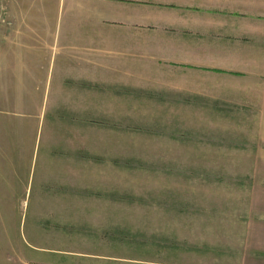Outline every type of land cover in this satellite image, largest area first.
<instances>
[{
    "label": "rangeland",
    "instance_id": "rangeland-1",
    "mask_svg": "<svg viewBox=\"0 0 264 264\" xmlns=\"http://www.w3.org/2000/svg\"><path fill=\"white\" fill-rule=\"evenodd\" d=\"M35 1L18 0L28 26L63 22L58 0L44 14ZM41 49L34 94L0 81V264H242L245 225L244 257L264 244V171L237 97L114 89L104 110L52 111L58 62Z\"/></svg>",
    "mask_w": 264,
    "mask_h": 264
},
{
    "label": "crops",
    "instance_id": "crops-1",
    "mask_svg": "<svg viewBox=\"0 0 264 264\" xmlns=\"http://www.w3.org/2000/svg\"><path fill=\"white\" fill-rule=\"evenodd\" d=\"M54 1L32 5L51 13ZM57 10L60 25L37 29L24 21L29 13L18 0H0V81H16L18 95L34 94L35 85L23 81L33 76L29 65L44 62L37 58L44 47L52 72L58 62L50 100L47 94L52 111L104 110L116 103L114 89L191 96L221 90L217 94L237 97L238 111L249 113L253 159L264 171V0H58ZM247 228L242 264H264L257 240L244 257L252 237Z\"/></svg>",
    "mask_w": 264,
    "mask_h": 264
}]
</instances>
